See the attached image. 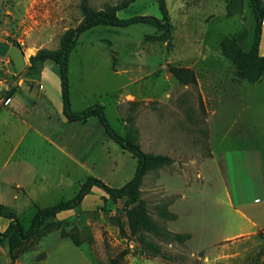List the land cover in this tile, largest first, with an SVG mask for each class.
<instances>
[{"label":"rangeland","instance_id":"rangeland-1","mask_svg":"<svg viewBox=\"0 0 264 264\" xmlns=\"http://www.w3.org/2000/svg\"><path fill=\"white\" fill-rule=\"evenodd\" d=\"M88 1L94 9H104L123 0ZM165 2L169 20L165 29L133 23L125 27L96 25L81 32L67 60L69 94L72 110L102 104L110 125L121 135L135 131L143 151L173 159L168 166L147 170L141 198L162 228L190 236L178 241L149 234L160 253H146L129 234L124 201L113 200L93 186L72 211L47 220L31 241L8 253L12 256L9 262L111 264L126 249L121 264L264 263V227L251 235L224 239L226 226L215 202V189L210 187L215 177L220 178L211 154L213 98L227 95L230 101L232 88L249 81L244 74L250 69L259 77L249 82L264 79V70L250 67L244 55L255 24L249 0ZM117 14L160 17L155 0H130ZM81 20L79 0H0V40L20 48L25 56L24 67L17 71L9 56L0 55V91L6 100L21 87L38 88L36 80L42 72L29 73V56L39 49H57L64 33ZM262 29L264 38V19ZM237 65L243 69L238 70ZM43 77L58 82L57 64L46 60ZM212 80L219 84L217 92L207 83ZM229 107L225 105L220 113H234ZM51 110L58 123V115ZM91 120L94 128L88 145L80 135L73 150H55L32 134L24 136L10 164L18 159L37 165L48 173L50 188L32 182V169L25 162L15 164V172H9L10 164L2 166L8 156L6 137L15 142L20 133L0 126L4 145L0 149V212L15 213L27 229L37 208L72 198L88 176L113 187L132 177L136 158L105 134L95 116ZM10 180L26 185L30 196L26 188ZM12 189L17 195L9 198ZM165 201L174 219L158 214L157 206Z\"/></svg>","mask_w":264,"mask_h":264},{"label":"crops","instance_id":"crops-1","mask_svg":"<svg viewBox=\"0 0 264 264\" xmlns=\"http://www.w3.org/2000/svg\"><path fill=\"white\" fill-rule=\"evenodd\" d=\"M260 39L259 54L264 55V38ZM45 65L46 61L42 64L40 78L36 80L38 88L35 87L33 91L21 87L7 100L4 91H0V126H8L13 129V133H20L15 142L6 137L8 144L5 148L8 150V156L2 165L4 167L10 164L24 136L28 134L48 143L55 150H73L79 143L80 135L86 137L83 142L88 145L87 138L93 134V116L85 121H69L63 115L59 79L55 84L45 80ZM207 83L217 92V81ZM232 92L230 101L226 100L227 95L214 96L211 111V116L214 117L211 154L220 178L218 180V177H215L210 187L215 189V202L221 210L222 221L226 226L223 228V238L227 240L254 234L264 227V79L256 82L243 80L236 90L232 88ZM225 105H230L229 108L234 113H220ZM51 109L58 115V123L53 121L56 117H53ZM3 147L0 143V149ZM24 162L32 169L29 170L34 184L44 183L46 188L53 186L50 185L52 182L46 183L49 180L48 173L41 171L28 160H14L10 164L12 169L9 172H15V164L19 166ZM10 182L26 188L30 196L26 185L13 180ZM11 193L9 198L17 195L15 189H12ZM72 210H62L56 217L61 218ZM8 223L9 219L0 215V231H3ZM6 245V241H0V264L9 263Z\"/></svg>","mask_w":264,"mask_h":264},{"label":"trees","instance_id":"trees-1","mask_svg":"<svg viewBox=\"0 0 264 264\" xmlns=\"http://www.w3.org/2000/svg\"><path fill=\"white\" fill-rule=\"evenodd\" d=\"M129 1L123 0L115 6H108L104 9H94L90 6L88 0H79V8L82 13V20L80 23L64 33L57 49H39L35 54L30 55L27 69L29 73L36 75L40 73L42 64L46 60H51L56 63L58 66L63 115L69 121H85L88 117L95 116L101 124L105 134L119 147L127 150L136 158L134 173L129 180L119 187L110 186L97 177L88 176L81 183L79 190L72 198L58 201L47 207L37 208L27 229L21 225L15 213L0 212V215L9 219L7 227L3 231H0V241H6L8 253L10 254L16 246L25 244L38 235L43 225H45V222L54 218L58 212L73 209L78 206L93 186L100 187L113 200L121 199L124 201L127 207L126 217L129 234L135 237L146 253H151L154 256L160 253L159 246L151 238H148L149 234L162 235L178 241H182L190 236L189 233H172L162 228L151 217L146 206V201L141 198L140 187L142 185L143 176L147 170L151 167L168 166L173 162V159L164 154H153L143 151L139 142L136 141L137 133L135 131L132 134L125 136L121 135L110 125L104 113V107L99 103L88 105L80 110L71 109L67 60L69 52L75 46L76 40L81 32L96 25L125 27L133 23H148L159 29H165L168 26V10L165 0H155L160 12V17L145 14H137L129 17L118 16L117 10L126 7ZM249 3L255 24L250 48L248 51L244 52V55L250 63V67L264 70V55L259 54L264 6L262 0H249ZM237 68L238 70L243 69L239 65H237ZM252 71L253 70L250 69L244 74L249 81L257 80L259 77V74L257 76ZM167 204L168 202L165 201L158 205L156 208L157 212L164 218L174 219L175 214L167 209ZM119 229L122 234L125 233L123 225L120 224ZM73 241L75 244H78L76 239H73ZM127 252L126 249L121 250L111 261V264H121L120 261ZM10 254L9 256H11ZM8 264L14 263L10 261Z\"/></svg>","mask_w":264,"mask_h":264},{"label":"water","instance_id":"water-1","mask_svg":"<svg viewBox=\"0 0 264 264\" xmlns=\"http://www.w3.org/2000/svg\"><path fill=\"white\" fill-rule=\"evenodd\" d=\"M0 55L9 56L17 71L21 70L25 65V56L23 50L11 45L7 41L0 40Z\"/></svg>","mask_w":264,"mask_h":264}]
</instances>
